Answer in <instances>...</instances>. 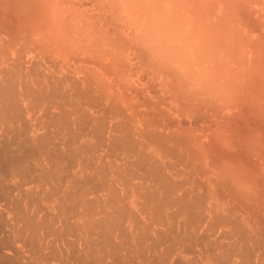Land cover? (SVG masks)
I'll list each match as a JSON object with an SVG mask.
<instances>
[{
  "label": "bare ground",
  "instance_id": "6f19581e",
  "mask_svg": "<svg viewBox=\"0 0 264 264\" xmlns=\"http://www.w3.org/2000/svg\"><path fill=\"white\" fill-rule=\"evenodd\" d=\"M242 1L226 19L258 33ZM188 3L0 0V264H264V140L190 98L241 31L208 48Z\"/></svg>",
  "mask_w": 264,
  "mask_h": 264
},
{
  "label": "rangeland",
  "instance_id": "374dc122",
  "mask_svg": "<svg viewBox=\"0 0 264 264\" xmlns=\"http://www.w3.org/2000/svg\"><path fill=\"white\" fill-rule=\"evenodd\" d=\"M194 1H195V2H194ZM196 1H197V2H196ZM201 1H202V2L204 1V2H205V0H200L199 2L201 3ZM206 1H207V4H206V2H205V5H206V6L203 5V4H202L203 6L199 4L198 10L201 9L200 6H202V7H204V8H206V7L208 6V7H207L208 9L206 8V9L204 10V8H202V9H201L202 12H201V10H200V13H201V14L198 13V10H196V9H197V5L195 6V4H198V0H193L192 2H193L194 4H192V3L190 4L191 0H189L188 5L186 4V6H189L190 8L188 7V8H189V9H188V8L185 6V7L187 8V9H186V8H185V9H186L187 12H188V11L190 12V15H191V16H189V17H191V21H195V20L197 21V20H199V21H197V22H201L200 19H202V21L205 22L206 24H209V26H210V25H213V26H214V24H215V23L217 24V22L219 21L218 24L215 25L214 27H213V26H210V27H211L210 29H209V26H208V25H207V26L204 25L205 27H208L207 29H208L209 31H213V32H211V36L208 35L209 37H205V38L203 37V39H204L203 41H204V42H206L208 39L210 40V41H209L210 44H208V42H207V44L209 45L208 48H210V46H212V45H211V43H212V42H211V41H212L211 39H213V40H214L213 42L216 44V42H217L216 39L219 38V37L221 36V34H222L221 32H225V31H227L228 28H229L230 26H232V22H233L234 19H232V21H231V19H230V18H231V15H230L229 20L226 19V18L229 17V14H228L229 12H228V10H232V12L230 11V14L233 13V12H234V11H233V8H234L233 3H235V2H241L242 0H240V1L230 0L231 2L233 1V3H232V6H233V7L231 6V2H230L229 0H228V2H229L230 4H229V3L227 4V2H225L226 0H222L221 2H220V0H218V1H216V0H210L211 2H212V1H213V2H215V1L217 2V3H213V2H212V5H213V4H214V5H213V6L210 5V6H211V7H214V9H211V7H210L211 10L209 9V4H211L210 1H209V0H206ZM223 1H224V2H223ZM248 1H249V0H246V3H248ZM252 1H253V0H252ZM208 2H209V3H208ZM243 2H244V0L242 1V4H243ZM253 2H254L253 4H252V2H251V4L248 5L249 8H247V9H248L249 11H251L252 14H255V17H254V18H256V20L259 19L258 22H260V21L262 20L261 23H259L260 25L263 24L261 27H260V25H259V27H260V28L258 29L259 32H258V33H256V31H255V32H252L253 34H252L251 32L248 33L247 31H249V29H248L246 26H243V24H239V23L235 24V23H234L235 21H237V18H236V16L233 15V16L235 17V20H234L233 23H234L235 25H237V27L235 26L236 31H239V30H240L241 33L238 32V33H239V35H238V39H237V38L235 39L236 41H234L235 43H233L234 46H233L232 44H231L232 46H231V45H230V46L227 45V49H229L228 47H230L231 49H232V47H234L233 49L235 50V56H237V57H232V55L234 56V54H233L234 52L232 51V54H231V51H229L230 49L227 50V49L225 48L226 45L223 47V45L226 44V43H224L226 39L224 38L225 40H221V39L219 38L218 40H220V42L222 41V43H224V44L222 45V43H220V42L218 41V43H217L218 45H217V46L215 45V46L218 47V46L221 45L224 51L222 52V48H220L221 46L217 48V49L220 48V51L217 50V51L215 52V53H217V54L213 55V56H214V60L216 59L215 64H212V63H214V62H211L210 65H209V66H210V67H209V70H210V68L212 67V70H210V73H211V72L213 73L214 70H215V72L213 73V75H212V73L210 74V75H212V76L209 75L210 78H209L208 76H206V77H208L210 80H209L208 78H206V79H207L208 81L211 82V81H212L211 79H212L213 76H214V78L218 77L217 79H218L219 82H220L221 79H222V81L219 83L218 81H215V80H216V79H215V80H213V81L211 82V83H212V86H211V85L209 84V82H208L209 85L206 86V84H205V86H206V87H211V89L214 88V87H213L214 84H215L216 82H218L217 84H215V87H216V88L213 89L214 91H213V90L211 91V89L207 88V89H205V90L202 91V94H201V95H199V94L197 93V95H199V97H198V96L196 95V93H195L194 95H192L193 97L190 96V98H210V99H212V98L214 99V98H215V100L218 101V105H219V110H220V112H221L222 114H227V113H228V114L226 115L227 117L225 116V117L227 118L226 120H228L231 124H234L236 121L238 122V121H241V120L243 119V121H245V123H246V124H244V122L242 121L243 124L246 125V127H245V126H243V127H244V128H247V132H248V133H247V135H248L247 137H249V135H250V136H251V138L249 137L250 139H252V140H253V139H257V141H259L260 139H261V140H264V139H263V138H264V137H263V136H264V134H263V132H264V125L261 126V124H264V116H263V115H264V112H263V111H264V108H263L262 112H259V111H261L260 108L264 107V103H263V102H264V81H263V78H264V65H263V63H264V62H263V61H264V55H263V54H264V52H263L264 49H263V48H264V46H261V47H260V45H262V44L264 45V41H262V38H264V33H263V35H262V33H261V32H264V20H263V19H264V12H263V9H264V8H263V7H264V5H263L264 3H263V2H264V0H263V1H261V0H254ZM261 2H262V3H261ZM186 3H187V2H186ZM218 3H221V5L218 4ZM222 3L225 4L226 6H224ZM244 3H245V2H244ZM189 4H190L191 6H190ZM215 4H216V6L218 5V7H215ZM222 5H223V9H222ZM235 5H239V4L235 3ZM245 5H247V4H245ZM245 5L243 4V7H244V8L247 7V6L245 7ZM253 5H254V6H253ZM259 5H261V8H262V9L259 8ZM228 6H229L230 8H228ZM239 6L241 7V5H239ZM195 7H196L195 10H196L197 13H198V17H199V19H197L198 17L194 14V13H196L195 10H194ZM219 7H220V8H219ZM237 7H238V6H237ZM199 8H200V9H199ZM231 8H232V9H231ZM235 8H236V7H235ZM235 8H234V9H235ZM226 9H228V10L226 11ZM213 10H214L215 13L213 12ZM192 11H193V12H192ZM217 11H218L219 13H218ZM257 11H258V14H259L260 16H258ZM260 11L262 12V15H263V16L260 14V13H261ZM189 12H188V13H189ZM207 12H208V13H207ZM209 12H210V14L213 12V14L210 15ZM221 12H224V14L221 13ZM235 12H236V10H235ZM199 14H200V16H201L202 14H203V15L200 17ZM222 14H223V15H222ZM226 14H227V15H226ZM256 14H257V15H256ZM235 15H236V14H235ZM214 16H216V17H214ZM222 16H224L225 18H223ZM252 16H254V15H252ZM256 16H257V17H261V18L263 17V18H262V19H261V18H257ZM194 17H195V20L192 19V18H194ZM202 17H203V18H202ZM204 17H205V19H204ZM219 17H220V18H219ZM234 17H232V18H234ZM218 18H219L220 20H218ZM221 18H223V19H221ZM224 19H226V21H225ZM215 20H218V21L216 22ZM220 21H221V23H220ZM222 21H224V23H223ZM229 21H230L231 25H230V23H229V24L226 23V22H229ZM197 22H193L192 24H196ZM205 23H204V24H205ZM200 24H202V23H200ZM221 24H222V26H221ZM223 24H224L225 26H224ZM226 24H227V25H230V26L228 27ZM234 24H233V26H234ZM238 24H239V25H238ZM241 25H242V26H241ZM219 26H220V27H219ZM238 26H240V28H239ZM216 27H217L218 29H219V28L221 29V28H224V27L226 28V27H227V30H226L225 28H224V29H221V30H220V29L218 30ZM262 27H263V29H261ZM233 28H234V27H233ZM238 28H239V29H238ZM246 28H247V29H246ZM211 29H212V30H211ZM229 29L232 30V27H230ZM241 29H242V30H241ZM234 30H235V29H233L232 31H234ZM244 30H245V31H244ZM218 31H219L220 33H219ZM243 31H244V32H243ZM260 31H261V32H260ZM214 32H216V33L218 34V36H217V34L214 33ZM213 33L216 35V36L214 35V38L217 37L216 39L213 38V35H212ZM244 33H245V35H247V36H245ZM246 33H248L249 35L246 34ZM254 33H255V34H258L259 36H256ZM259 33L262 35L261 38H260V34H259ZM209 34H210V33H209ZM241 34H242L243 36H242ZM219 35H220V36H219ZM240 35H241V36H240ZM253 35H254V36H253ZM239 36L242 37V38H239ZM244 36H245V37H244ZM248 36H250L251 38H250V39L247 38ZM254 37H255V38H254ZM206 38H208V39H206ZM210 38H211V39H210ZM257 38H259V39H257ZM222 39H223V38H222ZM246 39H247V40H246ZM248 39H249V40H248ZM251 39H252V40H251ZM215 40H216V42H215ZM237 40H239V41H237ZM242 40H243V41H242ZM254 40H255L258 44H256V42H255ZM258 40L262 41V44H261V42L258 41ZM241 41L244 42V43L242 44ZM246 41H248L250 44H251L252 42L254 43V44H253V43L251 44V47H252V48H250V44H249L248 42H246ZM237 42H241V44H240V43L238 44ZM219 43H220V45H219ZM247 43H248V44H247ZM259 43H260V44H259ZM212 44H213V43H212ZM236 44L241 45V46L243 45L245 48L243 49V46H242V50H241V46L239 47V46L236 45ZM245 44H246V45H245ZM246 46H249V48L251 49V52H250V49H249L248 47H246ZM258 46H259L261 49H260ZM262 47H263V48H262ZM239 48H240V49H239ZM246 48H247V49H246ZM254 48H255V50H254ZM256 48H257L258 52L256 51ZM210 49H211V48H210ZM212 49H213V46H212ZM245 49H246V50H245ZM248 49H249V50H248ZM225 50H226V51H225ZM238 50H239V51H238ZM261 50H263V51H261ZM240 51H242V52H240ZM248 51H249L250 53H249ZM253 51H254L255 53H254ZM260 51H261V52H260ZM226 52L229 53L228 56H225V55H227ZM240 53H241L242 55H241ZM247 53H248V54H247ZM257 53H258V55H257ZM260 53L262 54V56H261ZM222 54H223V55L225 54L224 57H226V58H223V57H222V56H223ZM245 54H246V55H245ZM255 54H256V55H255ZM216 55H217V56H216ZM238 55H240V56H238ZM244 55H245V57H244ZM253 55H254V56H253ZM215 56H216V58H215ZM219 56H221L220 59L222 58V60L219 59ZM241 56H242V57H241ZM247 56H248V57H247ZM250 56H252L253 58H254V57L258 58V56H259L260 59L258 58V60H256V58H255V59L251 58V59H252V60H251V59H250ZM260 56H261V57H260ZM231 57L233 58V61H231V60H232ZM246 57H247V58H246ZM211 58H213V57H211ZM234 58H235V59H234ZM240 58H241V60H240ZM243 58H244V60H243ZM245 58H246L247 60H246ZM228 59L230 60V63H231V64H229V60H228ZM248 59H249V60H248ZM261 59H262V60H261ZM214 60H213V61H214ZM224 60H226V61L224 62L225 65H224V64H223V66H221L222 64L220 65L222 68L219 69V72L223 73V70H224L226 73H228V76H227L226 73H225V74H224V73H223V74H217V73H218V68H219V66H217V68L214 67V70H213V66H211V65L216 66V64L218 65V64H220V63H221L222 61H224ZM238 60H239V62H238ZM218 61H219V62H218ZM240 61H242V64H244L245 66L242 65ZM245 61H246V62H245ZM257 61H258V62H257ZM259 61H261V63H260ZM217 62H218V63H217ZM248 62H249V63H248ZM250 62H251V64H252V62H253L252 66H251ZM222 63H223V62H222ZM237 63H239V64H237ZM255 63H259L260 65H258V64L255 65ZM228 64H229V65H228ZM249 64H250V65H249ZM239 65H240V66H243V67H246V69H244L243 67L237 68V66L239 67ZM257 65H258L259 67L262 68V69H261V68H258V69H260V71L257 69V67H258ZM225 66H226L227 70H228V69H230V70H231V69H235V70H232V71L228 70V72H227ZM253 66H254V67H253ZM228 67H229V68H228ZM230 67H231V68H230ZM250 67H251V68H250ZM215 68L217 69V71H216ZM223 68H224V69H223ZM242 68H243V69H242ZM249 68H250V69H249ZM221 69H222V71H221ZM238 69H239V71L242 69L241 71H244V72H241V71L239 72V71H237ZM252 70H253V71H252ZM229 71H230V73L232 72L231 75H230ZM246 71H247V72H246ZM248 71H250V72L252 71L253 73H255L256 76L253 75V73H250V72H248ZM256 71H258L259 73H256ZM141 72H142V71H140V73L137 72L136 75L138 74V76H141V75L143 74V72H142V73H141ZM242 73H243V74H242ZM244 73H245V74H244ZM246 73H247V74H246ZM248 73H249V74H248ZM215 74H216V76H215ZM239 74H240L241 76H240ZM221 75H222V76H221ZM229 75H230V76H229ZM246 75H248V76H246ZM242 76H243V77H242ZM245 76H246V78H245ZM252 76H253V77H252ZM257 76H258V77H257ZM261 76H262V77H261ZM211 77H212V78H211ZM221 77H222V78H221ZM236 77H237V78H236ZM251 77H252V78H251ZM138 78H139V77H138ZM214 78H213V79H214ZM219 78H220V79H219ZM242 78H243V79H242ZM253 78H255V79H253ZM256 78H257L258 81H255ZM149 79H151V78H149ZM206 79H205V80H206ZM250 79H251V80H250ZM259 79H261V80H259ZM136 80H138V79H136ZM139 80H140V79H139ZM207 80H206V83H207ZM253 80L255 81V84H254V85H253V83H254ZM141 81H143V80H140V82H139V81H136L135 83L138 82V83H139V86H142V85H140ZM144 81H145V80H144ZM214 81H215V82H214ZM243 81H244L247 85H246ZM248 81H253V83H252V82H248ZM262 81H263V83H262ZM147 82H151V81L147 80ZM147 82H143V86H145L144 83L146 84ZM213 82H214V84H213ZM247 82H248V83H247ZM257 82H258V83L260 82L259 86L256 84ZM243 83H244V84H243ZM249 83H250V84H249ZM141 84H142V83H141ZM147 84H148V83H147ZM242 84H243V85H242ZM248 84H249V85H248ZM261 84H262V85H261ZM216 85H217V86H216ZM252 85H253V86H252ZM242 86H243L244 88H242ZM251 86L253 87L254 92H253ZM254 86H255L256 88H254ZM145 87H148V88L151 87L150 89H153L152 86H149V85H148V86L146 85ZM236 87H237L238 89H242V90H240V92H239V90H236V89H235ZM245 87H246V88H245ZM247 88H248V90H247ZM250 88H251V89H250ZM257 88H258V89H257ZM262 88H263V90H262ZM208 89H209V90H208ZM249 89H250L251 91H250ZM234 90H236V93L233 92ZM244 90L246 91V93L243 92ZM257 90H258V91H257ZM259 90H261L262 93H259ZM222 91H223V92H222ZM248 91H249V92H248ZM205 92H206V93L208 92L207 95L205 94ZM238 92H239L240 94H239ZM255 92H256V93H255ZM233 93H235L236 96H235ZM244 93H245V94H244ZM248 93H249V94H248ZM257 93L259 94V96H258ZM222 94H223L224 97H222ZM229 94H230V95H229ZM237 94H238V95H237ZM246 94H248V95H246ZM250 94H252V96H253L254 98H253ZM260 94H261V96H260ZM227 95H228V97H227ZM241 95H242V96H241ZM262 95H263V97H262ZM231 96H232V97H231ZM233 96H234V97H233ZM247 96H248V97H247ZM250 96H251L252 98H251ZM220 97H221V98H224V99H225V100L223 99L224 101H226L229 97H230V99H229L228 101H226V102H222L223 100H221ZM244 97H245L244 100H246V98H247L246 101H243L242 98H244ZM257 97H258V98H257ZM218 98H220V99H218ZM249 98H250V99H249ZM255 98H256V99H255ZM261 98H262V99H261ZM234 99H236V100H234ZM237 99H238V100H237ZM260 99H261V101H260ZM220 100H221V101H220ZM233 100H234V102H231V103L229 102V101H233ZM255 100L257 101V102H255L257 105L254 104V101H255ZM262 100H263V101H262ZM247 101H248V103H247ZM259 102H260V103H259ZM261 102H262V103H261ZM221 103H224L225 105H224V104H221ZM228 103H229V106H227ZM235 103H236V104H235ZM237 103H238V104H237ZM232 104H233L235 107H233ZM258 104H259V105H258ZM230 105H232L231 108H230ZM236 105H237V107H236ZM254 105L258 106V108H257V107L255 108ZM260 105H263V106H260ZM223 106H224V107H223ZM226 106H227V107H226ZM238 106H239V107H238ZM259 106H260V107H259ZM220 107H221V108H220ZM225 107H226V108H225ZM223 108H225V109H223ZM229 108H230V109H229ZM235 108H236V109H235ZM228 109H229V110H228ZM231 109H233V110H231ZM238 110L241 112V113L239 112V114H242L241 116H239V114H238ZM244 111H245V113H244ZM235 112H236V113H235ZM247 112H248L250 115H249ZM258 112H259V113H258ZM231 113H232V114H231ZM230 114H231L232 116H231ZM234 115H235V116H234ZM244 115H245V116H244ZM246 115H247V117H246ZM248 115H249V116H248ZM261 116H262V117H261ZM233 117H235V120H236V121H233V120H234ZM236 117L238 118V120L236 119ZM240 117H241L242 119L239 120ZM250 117H251V118H250ZM260 117H261L262 120L260 119ZM247 118H248L249 120H248ZM247 120H248V121H247ZM251 120H252V122H251ZM249 121H250V123H249ZM237 122H236V123H237ZM242 122H240V123H242ZM238 123H239V122H238ZM247 123H248L250 126L247 125ZM253 123H254L255 125H253ZM260 123H261V124H260ZM243 124H242V125H243ZM252 125H253V126H252ZM256 126H257V127L259 126V127L257 128ZM262 127H263V128H262ZM213 128H214V131H215L216 126H214ZM213 128H212V129H213ZM248 128H249V129H252V131H250ZM253 128H256V129H253ZM259 128H261V129H259ZM217 129H219V127H217ZM217 129H216V130H217ZM261 130H262V131H261ZM214 131L212 130L211 132L214 133ZM253 131H254V132L256 131V134H255V135H258V136H255L256 138L253 137V136H254ZM257 131H260L261 133H260V132L257 133ZM251 132H252L253 135H252V134H249V133H251ZM208 133H209V132H208ZM208 133H207V136H208ZM213 133H212V134H213ZM261 134H262V137H260ZM258 138H259V139H258ZM209 139H210L209 137H206V138H204L203 141L207 142ZM235 144H236V143H234V144L232 143V145H233L232 147H234ZM262 161H264V159H263Z\"/></svg>",
  "mask_w": 264,
  "mask_h": 264
}]
</instances>
